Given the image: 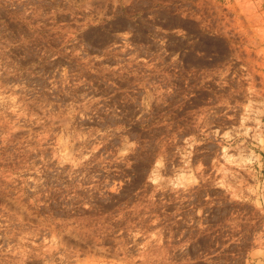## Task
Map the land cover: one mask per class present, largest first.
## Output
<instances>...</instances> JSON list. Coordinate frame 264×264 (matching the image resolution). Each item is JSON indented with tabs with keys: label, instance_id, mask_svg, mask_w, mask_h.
I'll list each match as a JSON object with an SVG mask.
<instances>
[{
	"label": "rangeland",
	"instance_id": "374dc122",
	"mask_svg": "<svg viewBox=\"0 0 264 264\" xmlns=\"http://www.w3.org/2000/svg\"><path fill=\"white\" fill-rule=\"evenodd\" d=\"M263 189L264 0H0V264H264Z\"/></svg>",
	"mask_w": 264,
	"mask_h": 264
},
{
	"label": "bare ground",
	"instance_id": "6f19581e",
	"mask_svg": "<svg viewBox=\"0 0 264 264\" xmlns=\"http://www.w3.org/2000/svg\"><path fill=\"white\" fill-rule=\"evenodd\" d=\"M248 21V20H247ZM252 21H254V20H252ZM251 22V21H250ZM245 32V31H244ZM247 32V31H246ZM248 34V33H247ZM246 35V34H245ZM250 34H248V36H249ZM256 35V34H255ZM247 37V36H246ZM250 37V36H249ZM248 38V37H247ZM251 39V38H250ZM252 39H254V37L252 38ZM252 39H251V41H252ZM247 41V40H246ZM254 41V40H253ZM256 43V42H255ZM233 44V41H230V43H229V45L227 46V48H225V50L223 51V52H221L222 53V55L220 56V57H222L223 59H226L227 57H228V55H229V53H228V51L230 52L231 50H230V48H232V50H233V48H234V52H233V55H236L237 53L236 52H238L236 49H235V47L232 45ZM222 51V50H221ZM231 54V53H230ZM229 57H230V55H229ZM228 57V58H229ZM236 58V57H235ZM239 58V57H238ZM222 59V60H223ZM225 61V60H224ZM228 70V69H227ZM253 81V80H252ZM250 87V86H249ZM253 91V90H252ZM255 91V90H254ZM262 193V192H261ZM263 200H264V189H263Z\"/></svg>",
	"mask_w": 264,
	"mask_h": 264
}]
</instances>
